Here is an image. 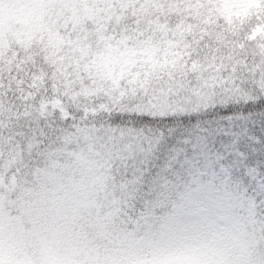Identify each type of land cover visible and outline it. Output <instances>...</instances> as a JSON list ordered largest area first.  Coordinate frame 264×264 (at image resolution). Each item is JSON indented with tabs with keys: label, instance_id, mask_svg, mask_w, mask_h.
I'll use <instances>...</instances> for the list:
<instances>
[{
	"label": "snow or ice",
	"instance_id": "obj_1",
	"mask_svg": "<svg viewBox=\"0 0 264 264\" xmlns=\"http://www.w3.org/2000/svg\"><path fill=\"white\" fill-rule=\"evenodd\" d=\"M0 264H264V0H0Z\"/></svg>",
	"mask_w": 264,
	"mask_h": 264
}]
</instances>
